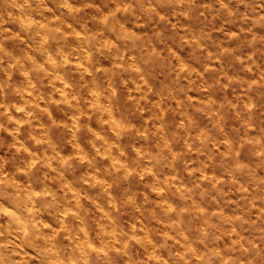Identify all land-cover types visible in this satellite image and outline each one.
I'll list each match as a JSON object with an SVG mask.
<instances>
[{"label": "clouds", "instance_id": "1", "mask_svg": "<svg viewBox=\"0 0 264 264\" xmlns=\"http://www.w3.org/2000/svg\"><path fill=\"white\" fill-rule=\"evenodd\" d=\"M0 264H264V0H0Z\"/></svg>", "mask_w": 264, "mask_h": 264}]
</instances>
